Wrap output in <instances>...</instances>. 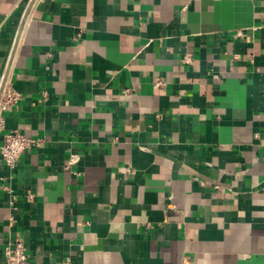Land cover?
<instances>
[{"label": "crops", "instance_id": "0c3cea01", "mask_svg": "<svg viewBox=\"0 0 264 264\" xmlns=\"http://www.w3.org/2000/svg\"><path fill=\"white\" fill-rule=\"evenodd\" d=\"M14 44L0 264H264V0H0Z\"/></svg>", "mask_w": 264, "mask_h": 264}, {"label": "built area", "instance_id": "2783aa9c", "mask_svg": "<svg viewBox=\"0 0 264 264\" xmlns=\"http://www.w3.org/2000/svg\"><path fill=\"white\" fill-rule=\"evenodd\" d=\"M37 1V0H36ZM237 36H242L239 32ZM16 44L12 46L6 61L5 71L0 77V156L5 164L10 168H15L23 154L28 150L38 147L42 144V140L28 137L19 130L6 131V114L12 113L19 104L24 100V96L15 88L12 77L13 56ZM161 86V83H157ZM45 99H48L47 92H43ZM78 161L77 155H71L68 167ZM32 198V195H29ZM5 264H30L29 255L24 240L17 237L14 242L9 243L4 251Z\"/></svg>", "mask_w": 264, "mask_h": 264}]
</instances>
